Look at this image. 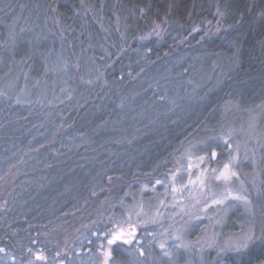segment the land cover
Instances as JSON below:
<instances>
[{
  "label": "trees",
  "instance_id": "obj_1",
  "mask_svg": "<svg viewBox=\"0 0 264 264\" xmlns=\"http://www.w3.org/2000/svg\"><path fill=\"white\" fill-rule=\"evenodd\" d=\"M5 76L16 82L0 91V263L38 248L74 264L183 147L205 138L197 152L223 159L227 108H264V0H0ZM23 82L49 98L20 99ZM236 224L239 205L221 229ZM262 233L216 264H264Z\"/></svg>",
  "mask_w": 264,
  "mask_h": 264
},
{
  "label": "rangeland",
  "instance_id": "obj_2",
  "mask_svg": "<svg viewBox=\"0 0 264 264\" xmlns=\"http://www.w3.org/2000/svg\"><path fill=\"white\" fill-rule=\"evenodd\" d=\"M194 76L199 82L200 76ZM15 79L1 77L0 91L11 93ZM46 89L44 84L23 82L18 95L24 101H41L50 96ZM223 116L225 121L219 124L215 141L225 148L223 159L217 162L215 150L216 155L210 157L197 152L208 142L200 138L193 145L183 147L173 160L170 172L150 186H140L107 237L131 225L136 228L133 238L125 243L123 263L114 261L112 264L223 263L226 262L225 255L245 248L237 250L246 237H251L247 240L248 245L263 236L264 108L240 110L229 107ZM225 164L229 165L227 179L221 176ZM236 195L244 196L246 200L234 199ZM237 205L243 225L236 224L233 229L239 228V231L226 235L221 229L225 215L230 210L235 213ZM108 245L105 241L101 247L104 250ZM84 256L80 264L96 263L99 258L96 252ZM58 259L61 260L57 257L56 261Z\"/></svg>",
  "mask_w": 264,
  "mask_h": 264
},
{
  "label": "flooded vegetation",
  "instance_id": "obj_3",
  "mask_svg": "<svg viewBox=\"0 0 264 264\" xmlns=\"http://www.w3.org/2000/svg\"><path fill=\"white\" fill-rule=\"evenodd\" d=\"M108 240V239H107ZM106 240V242H108ZM118 243H123V242H118ZM116 243H111L108 245L107 248H105L103 250V247H100L98 249V254H99V258H98V261L96 263H90V264H112L113 261H112V257L114 256V246H115ZM125 244V243H124ZM1 249V248H0ZM60 248L56 249V251H58ZM29 252L28 253V256H20V255H15V256H9L10 258V261L11 262H15L16 260L14 258H18V260L21 261L20 264H38L35 260H38V261H41V260H45V264H49L48 260L51 259V257H48V256H43L42 255V250L41 249H38V248H27V249H23V252ZM64 250V249H62ZM2 253H6L7 251H3L2 249L0 250ZM88 253V252H85V250H82L81 251V254L79 255H76V257H67L69 259V261H75L76 264H80V262L83 261V258L85 257L84 255ZM38 257H42V259H38ZM57 258V256H56ZM5 259H8L7 257H3V256H0V260H5ZM60 259H58L59 261ZM103 260H106V262L104 263ZM56 261L55 264L58 262ZM77 261V262H76ZM0 264H4V263H0ZM40 264V263H39ZM42 264V263H41ZM58 264H67V262H65L64 259H61Z\"/></svg>",
  "mask_w": 264,
  "mask_h": 264
},
{
  "label": "snow or ice",
  "instance_id": "obj_4",
  "mask_svg": "<svg viewBox=\"0 0 264 264\" xmlns=\"http://www.w3.org/2000/svg\"><path fill=\"white\" fill-rule=\"evenodd\" d=\"M212 155L215 156L216 153L213 152ZM230 174H231V175H235V173H230ZM221 176L224 177L225 179L228 178V176H229V165H228V164H225V165H224V171L221 172ZM217 178L219 179L220 177H217ZM234 199H237V200H246V197H244V196H240V195H236V196L234 197ZM214 203H223V201H214ZM129 235H131V233H130ZM117 239H120V237H118V236L113 237V240H117ZM248 239H251V237H246L245 240H244V242H242V243H240V244L238 245L237 250H239V248H242V247H247V240H248ZM113 240H109V241H108L109 244L113 243ZM161 247H163V245H161ZM38 259H42V257H38Z\"/></svg>",
  "mask_w": 264,
  "mask_h": 264
},
{
  "label": "water",
  "instance_id": "obj_5",
  "mask_svg": "<svg viewBox=\"0 0 264 264\" xmlns=\"http://www.w3.org/2000/svg\"><path fill=\"white\" fill-rule=\"evenodd\" d=\"M136 232V228L134 226H128L126 230H118L117 232L113 233L109 238V240H113V237H120V239L113 240V243L115 242H123L126 243L128 240H131L133 238V234ZM131 233V235H129Z\"/></svg>",
  "mask_w": 264,
  "mask_h": 264
}]
</instances>
